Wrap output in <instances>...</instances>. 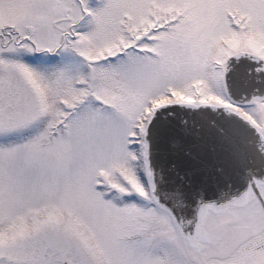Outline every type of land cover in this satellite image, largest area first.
I'll return each mask as SVG.
<instances>
[{
  "label": "snow or ice",
  "instance_id": "snow-or-ice-1",
  "mask_svg": "<svg viewBox=\"0 0 264 264\" xmlns=\"http://www.w3.org/2000/svg\"><path fill=\"white\" fill-rule=\"evenodd\" d=\"M241 58L264 78V0H0V264H264V174L184 219L151 163L182 145L172 106L264 152V90L225 85Z\"/></svg>",
  "mask_w": 264,
  "mask_h": 264
},
{
  "label": "water",
  "instance_id": "water-1",
  "mask_svg": "<svg viewBox=\"0 0 264 264\" xmlns=\"http://www.w3.org/2000/svg\"><path fill=\"white\" fill-rule=\"evenodd\" d=\"M229 65L225 83L234 98L257 88L264 90V78L257 79L251 62L241 58L230 60ZM168 111L173 130L182 135L183 142L178 150L154 152L151 163L158 187L181 193L178 217L190 219L194 215L201 193L204 199H212L229 185L234 187L249 172L264 174V152L258 148V138L235 116L205 107L172 106ZM191 227L187 225L186 230Z\"/></svg>",
  "mask_w": 264,
  "mask_h": 264
},
{
  "label": "rangeland",
  "instance_id": "rangeland-1",
  "mask_svg": "<svg viewBox=\"0 0 264 264\" xmlns=\"http://www.w3.org/2000/svg\"><path fill=\"white\" fill-rule=\"evenodd\" d=\"M141 178L143 179V176H141Z\"/></svg>",
  "mask_w": 264,
  "mask_h": 264
}]
</instances>
